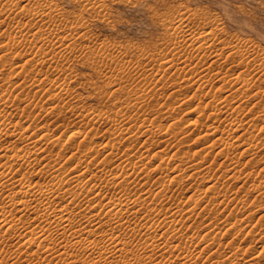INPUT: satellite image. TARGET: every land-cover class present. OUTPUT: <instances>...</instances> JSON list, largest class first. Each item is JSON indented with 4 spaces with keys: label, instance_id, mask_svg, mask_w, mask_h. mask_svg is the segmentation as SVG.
<instances>
[{
    "label": "bare ground",
    "instance_id": "1",
    "mask_svg": "<svg viewBox=\"0 0 264 264\" xmlns=\"http://www.w3.org/2000/svg\"><path fill=\"white\" fill-rule=\"evenodd\" d=\"M24 1L28 3L30 0H0V6L6 7H0V27H4L5 24H11L14 25L15 28L14 35L12 37H9L6 46L0 50L4 51L13 49L16 47V43L21 42L20 45H28L31 50H40L43 52V54L48 56H58V54L62 55L66 51L73 52L77 47H80V43L86 39L88 32L85 30L86 27L83 23L85 19L83 21L82 19H78L75 23L70 25L63 14L55 13V10L57 9V5L55 3L48 0H38V6L35 9V12H32L25 7ZM80 1H82V3L86 6H89V8L87 9L89 13L98 14L105 8L102 0ZM20 16L25 17L29 20L35 19L38 21H42L46 19L48 22V26L46 28H41L43 27L41 26L33 32L31 28H28L27 25L21 19H19ZM1 18H4V20H1ZM195 18H198L196 17V14L185 13V15L178 16L175 22H173V20L168 22L166 26L173 28L175 31L174 33H170V35L166 39V43L164 44L166 48H168V52H164V54L158 53L151 55L147 53L148 56L141 55L142 57H137L138 59L135 64L133 62V65L135 66L133 67V70L136 72V74L144 78L145 80L152 81V83H150V90L147 94L142 93V91L144 92V90L143 87L140 86L142 87V90L140 91L143 95H140L138 98H136L135 102L137 105H139L137 108L141 111L143 110V105H145L144 99L145 101L147 100L146 97L153 99V97L158 98V95H162L161 92L159 93L157 91L163 90V78L167 75V71L172 70L174 74L184 73V75H181V77L183 76V79L180 80L181 83L178 84V81V83H176V86L185 88L189 85H196V89L192 97H194L195 99H198V97L206 98L202 101L201 99H199V101L201 102L204 101L200 106L197 105L195 107L194 105V108L192 107L193 110H197L199 112V115L194 114V119L192 121H188V126H190L187 130L189 132L188 135H196V133H199L200 135L202 132L205 133L202 135V137L198 135L197 136L200 137L199 139H206V141L209 143V145H207V148L210 151L215 148L217 143L221 142L219 143L221 144L220 147L216 146L219 149L215 154L223 156L224 159L228 158V160L230 156L235 158H231L230 163L226 165V167L229 166L228 168H230H226L225 170L226 172L228 171V173L231 174L229 175V178H233L232 180L235 179L236 181H239L243 184L249 181H251V183L258 182V184H253V191H251V188L247 193L250 196L251 193L254 192L252 194L256 193V197L257 195H262L259 196L262 198L264 196V161H252L253 159L249 158V160L244 161L246 162L244 164V167L241 170H237L238 165H242V162L240 163L239 156H250L251 154L253 155L255 151L254 149L257 148L258 143H256V139H252L254 141H251L250 139V142H246L245 140L244 144L241 147H239V144H235L236 141L242 139L245 134L250 131V128H256L258 127V125L245 124L244 121L239 118L240 120H238L240 123H235L237 120H234L235 122H231L230 125H227L228 127H222L223 129H221L220 127L223 123L226 122L227 124L228 121H232L228 120L229 117H235V119H237L239 112H241L244 106L247 105L249 101L248 99H250L252 95H250L252 86L254 85V83L256 85L255 75L248 74L249 77H246L245 71H241L239 67H237L239 62L240 64L244 65L246 71H256L257 75H260L264 78V54L261 53L262 49L261 52H258V49H251V46H249L250 43L248 42V45L246 46H244L245 44L241 45L239 43L227 42L226 40L228 39L225 38L226 40H224V38L219 36V33L217 32V29L219 28H216L217 26L215 27L214 24L203 23L199 26L194 25L196 21ZM203 19L204 16L202 17L201 21H203ZM243 43L245 42L243 41ZM107 51L108 50H106L105 48L100 49V52L102 54L103 52L106 53V60L107 58H109L108 56H110V53L108 54ZM123 51L119 52L122 53ZM121 56L124 57L125 55L123 54ZM207 57L210 58L208 61H206ZM119 59H121V57ZM119 59H117V62ZM115 61L111 62L115 64ZM129 61L130 60H128V63L130 64ZM120 63L117 64L121 65ZM153 63H157L158 70L152 67ZM121 66H123V68L126 67V65ZM150 66L151 68H148ZM124 69L122 70L124 71ZM129 69L131 71V68ZM15 70H23V65H17L15 67ZM170 74L171 73H169V75ZM140 77H138L137 79H140ZM216 82H223V84L218 88H215L214 83ZM35 86L36 84L33 82L28 88L30 89ZM260 88H258L259 90H257L256 92L254 91L255 93L253 94L254 96L252 95L253 97H255L257 94H260ZM214 89H217L218 91L220 90L221 92L222 89L223 91L226 90L225 94L226 92L228 94L224 97L220 96L222 101L219 102L218 100L221 99L219 97L217 98V95L215 94V92L217 91H214ZM212 91L214 92L211 94ZM233 94H236V96L230 97V99L229 96H232ZM261 99L262 96H258L255 102H253V105H259ZM2 100L3 98H0V111L6 112L8 110L7 104H3ZM133 101L131 103L134 105L135 103H133ZM157 104L159 105L160 102ZM182 104L184 105L185 102L183 101L180 105ZM133 105H131V107ZM135 106L136 105H134V107ZM158 107V114H160V116L163 118V102ZM129 108L130 107H128L127 109ZM138 109H135V118H132V116H134L133 114L132 116H125V113L123 116L121 115L122 119L120 120L112 119L111 123L114 126V130L108 128L105 132H107L108 134L114 133L115 137L113 140L108 138L99 143L95 142L92 137L90 138L89 136H87V141L88 139L90 140L87 144H85V153H80L75 151L74 148L66 147L64 144H62L61 138L55 137L54 135L45 134L44 129L29 130V128H26L25 126L24 128L23 124L16 126V124L12 122V117L7 119L0 118V141H6L10 145L13 143H17L16 140L25 141L24 139L27 138L26 140H28V142L27 144H25H30L33 146H35L36 143L40 144L41 142H44V149L41 148L43 150H40L42 152L41 154L35 151V153H32L31 151L32 154L28 155L26 153V155H24V153L23 155L19 154L21 152L12 153L11 151L7 150L5 146H3L2 144L0 145V264H22L23 262H28L29 260H32L29 262V264H112L114 258H118V260L121 259V264H125L126 262V264H196V262H193V259H196L197 256L201 255L202 253L208 254V252L205 251H210L211 249L206 246L199 250L198 255V253H195L191 248V250H189L187 246V249L182 250L184 247L180 245L182 243V237L187 235L184 234L185 232L183 233V225L186 224V219H189L195 215L197 216L198 213L195 212L196 209L194 208V204L198 202L194 201V204L188 208H185V210L182 209L180 205H178L179 203L173 205V208H171V206L168 213L164 212L163 210V199H171V193L174 190L173 186L180 184V180L178 181L179 183L177 182V184H175L177 180H175L174 177H172L173 181H175L174 184L168 186V183L165 184L167 180H165L163 184V154L165 155V153H163V143H166L167 145L172 136H175L176 138L177 132L179 130H176V132L174 128L177 124L175 125L173 123L175 127L172 128L170 126L164 130L163 123H161L160 120L149 119V117L146 118L144 113H142L143 111L140 113ZM147 109L149 110V108ZM193 110L191 111L193 112ZM241 115L243 116V114ZM262 115L264 116V108L262 109ZM130 117L132 118V122L133 120L135 122L134 124L132 123V126L131 124L129 125L128 121L130 120ZM245 125L248 126L245 127ZM181 130L182 129H180V131ZM182 132L183 131H181V133ZM24 133L29 134L25 135ZM82 136L83 135L79 132H73L68 136V140L75 142V140H77L78 138H82ZM141 137H143L144 140L140 141L139 139ZM211 137H213V139H211ZM227 139L236 141H228ZM139 141L141 143H139ZM137 142L138 144H140V147H136ZM172 144H174V142ZM24 145L21 146L23 148H26L27 150V146ZM59 145H63V147H60L61 149H59L61 153L64 152L65 154L68 153L67 155H69L65 163H62L61 160L56 159V163H53V165L51 164L49 169L47 168V164L45 166L43 165L45 169L47 168L48 170H37V173L34 172V174H31L28 179L24 180L22 176L25 174H21V169H24L26 166L33 162H51L55 160L51 159V157L48 156H46L47 158L44 159L45 155L42 157V154L50 153L51 146L58 147ZM123 145L126 146V149H124V151H122V149L120 148L121 146L124 147ZM179 145L182 146L181 144ZM179 145L176 144V147L178 148ZM155 147L157 148V151L153 149ZM205 147L206 146L204 145V149ZM33 148L35 149V147ZM180 148H178V152L180 151ZM206 149L205 151L206 153H208L209 150ZM100 151L104 152L103 157H101L102 159L98 156ZM205 151H203L202 154H204ZM210 153H212V151ZM124 154L127 158H124ZM176 154L178 155V153ZM51 155L52 153L49 156ZM67 155H65V157ZM121 155L124 159H122V161L120 162L119 158L121 157ZM183 155L185 157V154ZM57 156L59 157L62 155L57 154ZM166 156L164 157V159L166 158ZM174 156L175 155H173V157ZM203 156H199V159L197 158L198 162L196 164H191V160V162H186L183 158L179 157L180 159H182L180 162H185V164H177L178 166H175V169L181 171L180 174H186V178L188 177L190 179L198 178L203 173L207 174V172H210L209 169L211 168H209V163L205 164L207 159L205 158L206 155L204 157ZM189 158L190 157L188 156V159ZM155 159L158 160L155 161L156 163L152 164V160ZM173 159L171 156V161ZM71 160H73L74 162L71 165L72 167L70 169V175H65L64 177H62V169H65V164H67L66 162H71ZM197 160L194 159V161ZM112 162L119 163H116L117 165L115 166V163L113 165ZM164 162L166 163V161ZM207 162L209 161L207 160ZM253 163H255V165L259 164V167L262 166V168L259 171H251L250 169L252 167H255ZM252 164L253 166H251ZM148 165H150V167H148ZM218 165L220 166V164ZM4 166H8L11 169H15V167L17 168L15 172H11L7 169H4ZM92 167L94 169L93 171ZM166 167L167 166H165V168ZM212 173L210 172V174ZM221 173H225L224 170ZM37 174H40L41 176ZM34 176H36V178ZM178 176L179 173L177 177ZM180 176L182 177V175ZM211 176L210 178H206L211 179ZM216 177L214 178L216 179ZM43 178H50L51 180H49L52 183L43 185V183H41V181L44 180ZM206 178L203 177V180L205 179L206 181ZM171 180L170 183L173 182ZM187 180L189 181V179ZM218 180H216V182ZM70 182L75 183L73 185L74 190H72V187V189L66 188V185ZM226 185L228 186V184ZM217 187L218 185L215 186L211 184L209 187L206 186L205 191H213L215 193L214 197L209 199L210 203L215 208L218 207L219 209V207H222L224 204L229 205L230 202H234L233 206L235 210H250V208L248 209V207L246 206L250 202L249 196H247L243 200H238V194L236 195V197L233 196L234 198H231L227 191H225V193H222L220 190L218 191L219 187ZM108 188H113L115 193L110 192ZM230 191L232 192V190ZM259 197L254 198V200H259ZM261 203L264 204L263 202ZM224 206L226 208V205ZM214 207L213 209H215ZM262 207L263 205H260V208ZM256 208L255 210H257ZM140 212L142 213L141 216ZM215 213L216 212L214 211V214ZM207 214L209 215L210 213L207 212ZM199 216L201 217V215L198 214V217ZM251 217H253V215H251L250 213V215L246 216L245 218L248 219ZM245 218L240 219V221H245ZM260 218V221L264 220L262 219L264 218V214L261 215ZM203 220L204 218L199 222H206ZM194 221L196 222L197 219H194ZM169 222L176 223L177 226L173 227V229L169 230L170 232H167V235H165L166 232L164 234L165 230L163 231V224ZM198 224L199 223L195 224V226L197 227ZM257 225H260V227H262V224L258 223ZM233 227L235 228L236 226L234 225ZM256 227L257 229L254 227L255 229H252L248 232L252 234V232L258 231V226ZM214 231H209L208 229V232H205V241L207 237L213 236V234L215 233ZM198 238L200 237H197V239ZM262 238H264V235ZM185 239L187 240L188 238ZM14 241H16L14 243L16 245L14 246L17 247L15 249L12 248V242ZM188 242L190 244V241ZM221 243L222 242H220V245ZM213 244H215V242ZM230 245L231 242L229 246ZM181 247L183 248L181 249ZM234 248L236 247L234 246L233 249ZM218 249L212 250V253L210 252V254L214 255L219 251ZM239 249L240 248L235 251L230 250V255H226L227 257L225 260L223 259L224 261L221 262L219 260V262H217V260L216 263L215 261L214 263L264 264V260L262 259L264 258V254L262 252L261 254L255 257H251L249 260L245 262L243 261L242 263V261L240 260H242L244 252H242V249ZM166 250H172L176 253L174 252V254H171V251L170 254L173 255V258H171L172 256L170 255L171 259H167L168 262L165 259L167 263H163V252H165ZM32 255H34L35 257H33Z\"/></svg>",
    "mask_w": 264,
    "mask_h": 264
},
{
    "label": "rangeland",
    "instance_id": "2",
    "mask_svg": "<svg viewBox=\"0 0 264 264\" xmlns=\"http://www.w3.org/2000/svg\"><path fill=\"white\" fill-rule=\"evenodd\" d=\"M48 1H51L57 5V9L55 10V13L63 14V16L66 17L65 19H67L70 25L75 23L78 19H82V21L85 19L84 20L85 22L83 21V23L85 24L84 26L86 27L85 30L88 32L86 39L83 40L80 43L81 46L77 47L73 52L66 51L62 55L58 54V56H48V55L43 54V52L40 50H31L28 47V45H20L21 42L16 43L17 45L13 49H8L4 51L0 50V98H3L2 103L7 104V108H8L6 112L0 111V118L7 119V118L12 117V122L16 124V126L23 124V127L25 126L26 128H29V130H43L44 129L45 134H50V135H54L55 137L61 138L62 144H64L66 147L74 148L75 151L80 152V153L86 152L84 150L85 144H87L88 141L90 140L88 139L87 141V136H89L90 138L92 137L95 142H99V143H101V141H104L108 138H110L111 140L114 139L115 137L114 133L108 134L107 132H105L108 128H111L114 130V126L111 123L112 119L120 120L122 119L121 117L125 113H126L125 116L127 115L132 116L133 114L134 116H132V118H135V114H136L135 112L138 109L137 107L139 106L135 102L136 98H138L140 95H143L142 93L144 94L148 93V91L150 90V83H152V81L145 80L144 78L138 76L136 72L133 70V67H135L133 65V62L134 64L136 63L138 59L137 57L148 56L147 53L151 55V54H158V53L164 54V52H168V48H166L164 44L166 43V39L170 35V33L171 32L174 33L175 31L173 28L166 26V24L170 22L171 20L175 22L178 16L185 15V13H194L196 14V17H198V18H195L196 21L194 25L199 26L203 23L214 24L215 27L217 26L216 28H219L217 29L219 36L224 38V40L228 39L229 41L226 40L227 42L239 43L241 45L245 44L244 46L248 45L247 44L248 42L250 43L249 46H251V49H254V50L258 49V52L259 51L261 52V49H262L261 53L264 54V0H102L105 8L103 7L104 9L101 10L98 14L89 13V11L87 10L89 6H86L80 0H48ZM37 2L38 0H30L28 3L24 1L25 7L31 10L32 12H35V9L38 6ZM0 7L6 8L5 6H0ZM203 16H204V19L203 21H201ZM19 19H21L27 25L28 28H31L33 32L36 31L41 26H43L41 28H46L48 26V22L46 19L42 21H38L35 19L29 20L22 16H20ZM1 20H4V18H1ZM80 31H84V30H80ZM14 33H15L14 25L5 24L4 27L3 26L0 27V49L6 46V43L8 42L9 37H12ZM242 40L245 43H243ZM252 45L254 48L252 47ZM101 48H105L106 50H108L107 51L108 54L110 53L109 54L110 56L108 57L111 59L107 58L106 60V55H105L106 53L103 52L102 54L101 53L102 51L100 52ZM123 50L124 51L126 50L127 52L125 51L124 53ZM119 51H123L122 53L125 56L126 55L128 56L129 54V56L128 57L126 56L127 58L125 56L122 57L121 55L123 54ZM142 52L146 55H144ZM120 57L122 60L119 59ZM117 59H119L118 62H117ZM209 59L210 58L207 57L206 61H208ZM128 60H130L129 61L130 64L128 63ZM111 61L112 62L115 61L116 63L114 64ZM117 63L118 64L120 63L121 65H124V66L126 65V67H124L126 70L123 68V66L118 65ZM17 65H23V70L21 71L15 70V67ZM152 67L158 70L157 63L155 64L153 63ZM237 67H239L241 71H245L246 77H249V75H255L256 77V85L254 83L255 86L254 85L252 86L250 95L251 94L253 95L257 90H259L258 88H260L261 86L260 88L261 95L257 94L255 97H253L254 95L253 96L251 95L250 99H248L249 101L247 105H245L244 108L241 110V112H239L237 119H235V117H232V118L229 117L228 120H232V121H228L229 123L227 122V124L225 122L223 123L224 125L222 124L220 127L221 129H223L222 127L226 128L228 127L227 125H230L231 122L234 123L236 120L237 121L235 123L237 122L240 123L239 122L240 119L243 120L245 124H257L258 125V127L256 128H250V131L247 134H245V136L243 137L244 139L242 138L243 140L239 139L238 141H236V140L227 139L228 141H236L235 144H239V147H241L244 144L245 140L246 142H250V139L251 141H254L252 139H256L255 141L256 143H258L257 148L254 149L255 150L254 154L253 155L251 154L252 157L251 155L250 156L248 155L239 156L240 158L238 157L240 160V163L242 162V165L239 164L237 167V170H241L244 167V164L246 163L244 161L249 160V158L253 159L252 161H260V162L264 161V116L262 115V109L264 108V84H263L264 78L261 77L260 75H257L256 71H253V70L246 71L244 65L240 64V62ZM129 68H131V71ZM148 68H151V66ZM122 69H124V71ZM169 71H167L166 73L167 75L163 78V90L157 91L159 93L161 92L163 96L158 95L159 99L155 97H153V99L146 97L147 100L145 101L144 99L145 105H143V110H142L143 112L140 109H138V111H140V113L141 112L144 113L146 118L149 117V119L160 120V122L163 123L164 130L170 126L173 128L175 127L176 124L177 125L174 128V130L175 131L179 130L178 132L176 131L177 139L175 138V136L171 137L170 141L172 143L174 142V144H172L170 141H169L170 144L169 142L167 144L168 146L166 145V143H163L164 145L163 153H165V155L163 154V176H164L163 184L165 180H167L165 184L168 183L167 184L168 186L171 184H174L175 181H173L172 177H174V179L177 180L175 184H177V182L180 180V184H178L179 187L178 185H175L176 187L173 186L174 190L171 193L172 198L168 200L163 199V202H164L163 210L164 212L168 213L170 207L172 206L171 208H173V205H176V203H179L178 205H180V207L185 210V208L192 206L195 201V202H198L194 204V208L196 209L195 212L201 215V217L200 216L198 217V214H197V216L195 215L189 219H186L185 221L186 224L183 225L184 226L183 233L185 232L184 234H187V235H185L186 237L185 236L182 237L181 242L182 243L184 242L187 245L184 243L183 244L181 243L180 245L184 247V248L181 247V249L183 248L182 250H185L187 249L186 248L187 246L189 250L192 249L194 250L195 253H198L199 255V250L201 248L205 246L209 247L211 250L205 251V252H208V254L202 253L201 255L197 256L196 259H193V262H196V264H201V263L213 264L214 261L216 263L217 260H218L217 262H219V260L222 262L226 259L227 257L226 255H230L229 254L231 252L230 250L235 251V250H238V248L242 249L243 250L242 252H244V255L243 256L241 255L242 260H240L242 261V263L243 261L245 262L249 260L251 257H255L261 254V252L264 254V251H263L264 250L263 248L264 238H262L264 235V226H263L264 220H261V221L259 220L261 219L260 216L264 214V204L261 203V202L264 203V196L261 198L259 196H262V195H257L256 197L255 196L256 193L252 194L254 192L251 193L252 196L251 195L249 196V194L247 193L252 188L253 184H258V182L251 183V181H249L243 184V183H240L239 181H236L235 179L232 180L233 178L230 179L229 175L231 174L228 173V171L226 172L225 170L226 168L230 169L228 168L229 166L226 167V165L230 163V159L233 157L230 156L228 160V158L224 159L223 156H220L217 154L219 156L218 157L215 154L218 151L219 149L218 147H220L221 145L219 143L221 142L217 143L216 146L218 147L215 146L216 149L214 148L215 150L214 149L211 150L212 153H210L211 151L207 148V145H209V143L206 141V139H203V138L199 139L205 133L202 132L200 135L199 133H196V135L195 134L188 135L189 132L187 130H188V127H190L188 126V123H189L188 121L189 120L192 121L195 115H199V112L197 110H193L194 105L195 107L197 105L200 106L201 103L204 102V101L203 102L201 101L205 100L206 98L198 97V99L197 98L195 99L194 97H192L193 93L195 92L196 85H189L185 88L177 87L176 83H178V81H179L178 84L181 83L180 80L183 79L182 78L183 76L181 77V75H184V73L174 74L172 70L170 72ZM169 73L171 74L169 75ZM173 76L175 77L176 82ZM138 77H140V79H137ZM144 80L145 82L146 81L147 82L145 83ZM33 82L36 84V86L29 89L28 87ZM222 84L223 82L214 83L215 88H218ZM140 86H142L144 90V92L142 91V93L140 91L142 90V87ZM214 91H217L215 92V94L217 95V98L219 97L220 99H221L220 96L224 97L225 95L228 94L227 92L225 94L226 90L223 91V89H222V92L220 90L218 91L217 89H214ZM214 91H212L211 94ZM233 96H236V94L229 96V98ZM258 96H262V99H261L260 104L255 106V104L253 105V102H255ZM199 99H201V101H199ZM132 101L133 103H135L134 104L136 105L135 107L131 103ZM161 101L163 102V118L160 116V114H158L159 113L158 106L161 105L162 103ZM183 101L185 102V104L180 105ZM218 101L221 102L222 99ZM156 102L157 103L160 102V104L158 105ZM131 105L133 106L131 107ZM128 107L130 108L127 109ZM145 107H146V110H145ZM147 108H149V110ZM191 110H193V112ZM241 114H243V116ZM132 118L130 117L129 118L130 120H128L129 125L131 124V126L135 123L134 120L132 122ZM173 123L175 125H173ZM247 126L248 125H245V127ZM180 129H182L181 131H183L182 132L183 134L181 133ZM73 132L81 133L83 135L82 138H78L77 140H75V142L69 141L68 136ZM24 134L27 135L29 133H24ZM84 135H85V138H84ZM197 135L200 137H198ZM195 137H197L199 140ZM141 138L139 139L140 141L144 140V138L143 139ZM26 139L27 138L24 139L25 141L16 140L17 143H13L10 145L6 141H3V142L0 141L1 142L0 145L2 144L3 146L7 148V150L11 151L12 153L21 152L19 154H22V155L23 153L24 155L32 154L35 152L40 153V154L42 153L40 150L44 149L43 148L44 142H41L40 144L36 143V145L34 144L35 146L30 145V144L26 145L28 142V140ZM211 139H213V137H211ZM140 141L139 143H141ZM176 144L182 145V146L179 145L178 147V148L181 147L179 151L180 153L177 151L178 148L176 147ZM21 145L27 146V150L26 148H23ZM125 145H123L124 147L122 146L120 147L122 151L126 149ZM139 145L140 144H138L137 142L136 147H140ZM204 145L206 146L205 149L207 148L209 150V152L207 151L209 154L206 153L204 149ZM56 146H51L50 153L42 154V157L45 155L44 159H46L47 158L46 156H48V157H51V159H55L53 160L54 162L53 161L51 162L46 161L47 163L45 161H40L37 163L33 162L29 164L28 166H26L24 169H21L20 171L21 174H25L22 176L24 180L28 179L31 174H34V172L37 173L40 170H44L45 169L44 166L46 164H47V168L49 169L51 164L53 165V163H56L55 162L56 159L61 160L62 163H65L66 159H68L67 157L69 156L67 155L68 153L66 154L64 152L61 153V151L59 150L63 147V145L62 146L59 145L58 147ZM33 147H35V149ZM153 149L157 151L156 147ZM199 149H202L203 151H205L204 154H202L203 151ZM198 150L201 153V155L198 152ZM51 153L52 155L49 156ZM176 153H178V155L179 154L181 155L178 156ZM57 154H60L62 156L58 157ZM183 154H185V157ZM197 154L199 156L206 155L205 158L207 159H206L205 164L209 163L208 164L209 168H211L209 170L211 173L214 171L212 173L214 175L210 174V172H207V174L203 173L198 178L190 179L188 177L186 178L185 176L186 174L184 173L180 174L181 171H178V169H175L179 164L180 165L185 164V162H182V163L180 162L182 160L180 158H183L186 162L192 161L191 164L193 163L196 164L198 162L197 158L199 159V156ZM65 155L67 156L65 157ZM103 155H104L103 151H100V153L98 154L99 158L103 157ZM173 155H175L174 156L175 158L173 157ZM123 156L124 158H127L125 154ZM123 156L121 155L122 158L121 157L119 158L120 162L122 161V159H124ZM165 156L166 158L164 159ZM171 156H172V159L174 158L175 160L173 159L171 161ZM188 156L191 159L190 158L188 159ZM194 159L197 161H194ZM73 160H71V162H66L67 163L65 164L66 168L62 169L61 171L62 177H64L65 175L66 176L70 175L71 173L70 169L72 167L71 165L74 162ZM156 160L158 159L152 160L151 163L152 164L156 163L155 162ZM207 160L209 162H207ZM164 161H166V163ZM112 163L113 165L115 163V166H116L119 162H112ZM255 163H253L255 167H252L250 169L251 171H254V170L259 171L262 168V166L259 167V164L255 165ZM218 164H220V166ZM253 164L251 166H253ZM150 165H148V167H150ZM165 166L167 167L165 168ZM9 168L10 167L8 166H4V169H7L11 172H15L17 167H15V169L10 168L11 170ZM47 168L45 169V171L48 170ZM93 170L94 169L92 167V171ZM223 170L225 173H221ZM188 172H185V173H188ZM178 173H179V176L177 177ZM215 174L217 177L215 176ZM217 174L218 175L220 174V175L218 176ZM221 174H222V177H221ZM37 175L41 176L40 174H37ZM180 175H182V177ZM209 175L210 176L212 175L213 177L211 176V179H207V178H210ZM201 176H203L204 178L207 177L206 181L205 179L203 180V177ZM34 177L36 178V176ZM214 177H216V179ZM218 177H219V180H218ZM212 178H214L215 180ZM43 179L44 180L41 181L43 185L52 183L50 181L51 180L50 178H47V179L43 178ZM187 179H189V181ZM170 180L173 182L170 183ZM216 180L218 181L216 182ZM225 183L228 184V186ZM74 184H75L74 182H70L67 185L66 184L65 185L67 186L66 188L72 187L73 189L72 188L71 189L74 190V187H73ZM211 184L215 186L218 185L219 187V188L217 187L218 191L220 190L222 193H225V191H227L231 198L236 197L237 194H238L237 195L238 200H243L247 196H249L250 202L246 206L248 207V209L250 208V210L247 211V210L239 209L237 211V209L235 210L233 206L234 202L233 203L230 202L229 205L224 204L226 205V208L222 204L223 206L219 207L220 210L218 209V207L215 208L209 201V199L214 197L215 193L213 191L205 192L206 186L209 187ZM108 190H110V192L112 193H115L113 188H108ZM230 190H232V192ZM251 191H253V188L251 189ZM258 197H259V200L257 199L254 200V198H258ZM193 199H196V200H193ZM260 205H263V207L260 208ZM212 206L216 210L213 209ZM255 208L257 210H255ZM208 209L211 211H209ZM199 211H201L202 213ZM214 211L216 212L215 214H214ZM207 212L210 214L208 215ZM250 213L251 215H253V217L248 218V219L245 218L246 216L250 215ZM141 214L142 213L140 212V216ZM203 218H204L203 221H206V222L204 223L199 222ZM242 218L243 219L245 218V221L241 222L240 219ZM194 219L195 220L197 219V221L195 222ZM197 223L199 224L196 227L195 224ZM212 223L214 224V227ZM258 223L262 224L261 225L262 227H260V225H257ZM166 224H163V231L165 230L164 234L166 232L165 235H167V232H170L169 230H172L173 227L177 226L176 223L169 222ZM234 225L236 226L235 227L236 229L233 227ZM246 225H249V226H246ZM255 225L258 226V231L252 232V234H250L248 231H251L252 229H255V228L257 229ZM217 227H220V228H217ZM208 229L209 231L215 230L214 231L215 233L213 234V236L207 237L208 239L206 238V241H205V236H206L205 234L208 232ZM237 229H238V232H237ZM218 231L220 234L218 233ZM196 236L200 238L197 239ZM185 238H188V239L186 240ZM188 241H190V244ZM213 241L215 242V244H213L214 243ZM229 241L231 242L230 246H229L230 244ZM257 241H261V242H257ZM15 242L16 241L12 242L13 246L16 245L14 244ZM220 242H222L221 245H220ZM13 246H12L13 249L17 248L16 246L14 247ZM217 246L219 249L217 248ZM221 246H222V249H221ZM234 246L236 248L233 249ZM215 249H218L219 251L216 252L214 255L210 254V252L212 253V250H215ZM171 251L172 250L170 251L166 250L165 252H163L164 254L163 263H167L168 262L167 259L170 260L171 258H173V255L171 254H174L175 251H172V253ZM32 256L35 257L34 255ZM165 259L167 262L165 261ZM262 259L264 260V258ZM113 260H114L113 261L114 264H118V263L121 264L120 262L121 259L118 260V258L117 259L114 258ZM30 261L32 260H29L28 262L27 261L23 262L22 264H27V263L29 264Z\"/></svg>",
    "mask_w": 264,
    "mask_h": 264
}]
</instances>
